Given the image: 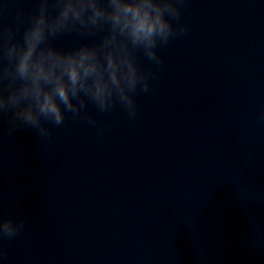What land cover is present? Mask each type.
Returning a JSON list of instances; mask_svg holds the SVG:
<instances>
[{"label":"clouds","instance_id":"obj_1","mask_svg":"<svg viewBox=\"0 0 264 264\" xmlns=\"http://www.w3.org/2000/svg\"><path fill=\"white\" fill-rule=\"evenodd\" d=\"M29 12L0 0V120L50 137L67 118L99 132L97 113L121 109L129 120L137 97L152 90L163 69L160 49L188 32L187 0H32ZM66 36L71 48L57 47ZM264 124V111L257 117ZM25 226L0 212L3 241Z\"/></svg>","mask_w":264,"mask_h":264}]
</instances>
